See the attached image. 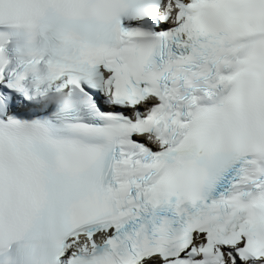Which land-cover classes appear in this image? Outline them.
I'll list each match as a JSON object with an SVG mask.
<instances>
[{"label":"snow or ice","instance_id":"obj_1","mask_svg":"<svg viewBox=\"0 0 264 264\" xmlns=\"http://www.w3.org/2000/svg\"><path fill=\"white\" fill-rule=\"evenodd\" d=\"M0 264H264V0H0Z\"/></svg>","mask_w":264,"mask_h":264}]
</instances>
